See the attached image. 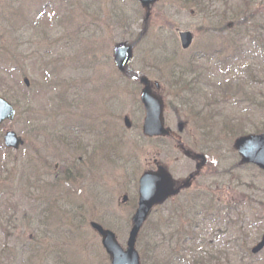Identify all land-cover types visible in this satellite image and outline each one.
<instances>
[{
    "label": "rangeland",
    "instance_id": "374dc122",
    "mask_svg": "<svg viewBox=\"0 0 264 264\" xmlns=\"http://www.w3.org/2000/svg\"><path fill=\"white\" fill-rule=\"evenodd\" d=\"M242 4L247 8L239 15L249 10L256 13L251 23L264 20V0H158L145 25L134 0H0V96L16 112L0 126V264H110L90 223L112 231L124 248L140 175L156 164L180 183L194 171L173 140L142 136L140 76L160 84L165 126L183 149L207 158L193 188L177 200L213 184L219 206L242 205L239 215L227 213L230 226L221 221L198 229L203 251L222 252L220 264H264V250L248 257L264 234V212L253 216L256 210L247 207L264 204V172L238 167L235 137H229L239 124L254 133L264 115L240 91L221 98L226 83L254 90L256 100L264 94V52L253 49L257 41L239 37L252 25L245 16L239 27L242 15L232 11ZM179 32L193 36L187 51L180 49ZM126 43L134 44L133 57L122 75L112 49ZM246 115L252 123L231 126L232 118L242 122ZM6 131L24 141L18 151L2 147ZM233 227L244 229L242 240ZM142 242L140 236V257Z\"/></svg>",
    "mask_w": 264,
    "mask_h": 264
},
{
    "label": "trees",
    "instance_id": "16d2710c",
    "mask_svg": "<svg viewBox=\"0 0 264 264\" xmlns=\"http://www.w3.org/2000/svg\"><path fill=\"white\" fill-rule=\"evenodd\" d=\"M242 6L243 10L244 8H247V6L244 4L232 8V11L235 13V15L240 14ZM236 9H238V12H236ZM254 11H256V9ZM248 12L249 10H246V13L241 14L242 16L239 15L241 17H236L240 20V22L238 21L237 23L239 27H245L246 23L244 22V19H241L245 16H247L248 23H250L249 25H252L245 27L243 30H241L239 37H242L247 41H251L252 43L254 41H257V45L255 43L254 45H252L253 49L264 52V44L262 43V41H264V20L262 19L259 22L253 24L251 23L252 16H255L256 13L252 11L253 13L247 14ZM236 36L238 35L236 34ZM127 72L128 69L126 70L125 74H127ZM250 75L251 74H249V77ZM181 76L182 75L178 74L175 79L177 81L178 79H180L179 81H181ZM23 90L25 91V88ZM247 90L244 89V86L242 84L234 86L228 83L224 86L221 98H225V96L226 99H229V97L236 98L239 94L238 92L240 91V98L242 100L247 99L248 107L256 109L257 112L260 111V114L257 115L263 116L264 94L258 100H256L257 94L255 96L254 90H249V92H247ZM190 91L192 96L193 87L190 88ZM250 92H252L253 94H249ZM188 94L189 88L187 90L186 96H189ZM208 105L210 104L206 103L204 106L206 107ZM246 111L247 110H245V112ZM245 117L246 118L242 122L241 120H236L232 118V120L230 121L231 126H235L236 123H252L250 115H246ZM260 119L262 120V118ZM224 124L225 121L223 122V125ZM239 127V132H235V134L233 132V134L231 136L229 135V137L236 138L237 136L245 135V129H241L240 124ZM261 131H264V121L262 125L255 128L253 127L252 129V132L254 133H258ZM218 176L219 175L217 174L213 178H217ZM220 177L224 178L225 176L221 174ZM212 185L213 184L207 186V190L194 192L188 198H185L182 201L177 199L170 201V207L166 211V213L162 211L163 207L154 210L153 214H157L158 219H156L154 223L151 220H148L139 235V238L141 236V240L143 239L142 245L145 249V251H142L141 253L140 264H146V261H148L145 260L144 255V253L147 254V252L149 254L148 264H220V260L222 258V255L224 257V254L222 252H216L212 255H208L206 251L204 252L203 246L205 244V240L203 238V235L198 231V229L201 228L202 225H213L215 224V222L219 224L221 221H228V225L230 226L232 220H229V216L227 215V213H232V215H239L238 212L239 209L241 210L242 205L238 204L235 207L233 206V208H231L232 206H226L230 207V209H224L223 207L219 206V203L214 196L215 192L213 194V192L211 191ZM214 185L216 184L214 183ZM256 204L259 207H254L250 205L247 206L249 211L250 209L253 211L256 210L255 213H253V216H259L264 212V204L262 202H256ZM257 210H259L260 214H256ZM222 214H226L227 217L224 218ZM223 225L225 227V224ZM232 229L237 230V232L235 231V234L237 236L235 238L242 240L241 237L243 235V232L241 231H243L244 229L239 227H233ZM151 230L153 232V235L150 238ZM228 230L229 229H227L226 231ZM229 235H234V232L232 234L229 232ZM149 238L153 241L156 240V242H152V244H150L151 240H148ZM198 246L200 248L199 250ZM248 257L251 258L250 260H252L253 258L250 255ZM186 258H189L190 262L185 261ZM246 264L251 263L249 261Z\"/></svg>",
    "mask_w": 264,
    "mask_h": 264
},
{
    "label": "water",
    "instance_id": "95a60500",
    "mask_svg": "<svg viewBox=\"0 0 264 264\" xmlns=\"http://www.w3.org/2000/svg\"><path fill=\"white\" fill-rule=\"evenodd\" d=\"M140 6L146 10L145 20L149 16V8L157 0H136ZM179 43L182 50H187L192 43V35L189 32L178 33ZM132 59V47L123 44L117 45L113 49V62L119 72H123ZM142 88L139 94V101L144 110L142 123V135L147 138L167 137L170 130L164 128L163 102L152 92L151 85L145 77L139 79ZM28 86V80H23ZM158 89V85L154 84ZM14 109L5 99L0 97V126L6 121L14 118ZM124 126L129 129L130 121L127 117L123 119ZM3 143L7 149L18 150L23 141L14 132L7 131L3 135ZM233 149L240 157V164H253L264 170V132L256 135H247L237 138L233 143ZM189 157L188 152L184 153ZM200 159L202 166L203 157L193 156ZM200 166H197V170ZM193 176H189L179 187L174 188L170 174L162 167H157L155 171H146L138 179L137 208L131 218V228L125 244V249L118 244L115 235L99 224L92 222L90 228L99 236L100 244L105 254L108 256L110 264H139V256L135 249L138 234L148 218L151 210L162 205L169 198L178 194L181 189L187 188ZM122 203L127 201V196L121 198ZM264 248V235L259 243L252 249L251 254H258Z\"/></svg>",
    "mask_w": 264,
    "mask_h": 264
},
{
    "label": "flooded vegetation",
    "instance_id": "af4514ba",
    "mask_svg": "<svg viewBox=\"0 0 264 264\" xmlns=\"http://www.w3.org/2000/svg\"><path fill=\"white\" fill-rule=\"evenodd\" d=\"M180 149L183 150L182 147H180ZM192 156H193V155L191 154L189 157H187V159H188L189 161H191V162L194 164V171H193L192 173H189V174L187 175V176H189V175H191V174L194 175V178H193V179L191 180V182H190V188L193 186L194 181L196 180V178L200 175V172L205 168V160H203L202 166H200V164H201L200 159H194ZM82 159H83V157H79V158H78V161L80 162V160H82ZM197 166H200L198 170H197ZM153 167H157V165L154 164ZM56 168H57V167H56ZM174 185H175V187H178V186L180 185V183H177L176 181H174ZM185 190H186V189H185ZM185 190H183L182 192H180V194H183V192H184ZM188 190H189V189H188ZM185 192H186V191H185ZM180 194H179V195H180Z\"/></svg>",
    "mask_w": 264,
    "mask_h": 264
}]
</instances>
